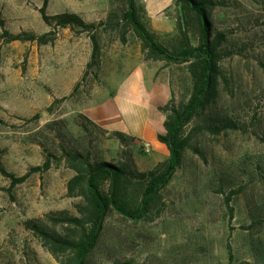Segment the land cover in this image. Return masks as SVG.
Returning a JSON list of instances; mask_svg holds the SVG:
<instances>
[{"label":"rangeland","instance_id":"rangeland-1","mask_svg":"<svg viewBox=\"0 0 264 264\" xmlns=\"http://www.w3.org/2000/svg\"><path fill=\"white\" fill-rule=\"evenodd\" d=\"M45 1L0 0V36L4 29L54 32L47 44L0 43V163L20 176L53 156L49 169L14 187L0 171V264H61L27 224L36 221L62 232L52 217L79 215L82 200L68 195L67 183L75 172L61 159L62 146L90 150L93 159L140 172L150 170L170 156L158 139L166 132L160 107L172 97V88L179 103L193 91L189 64L145 60L133 31L126 43L114 30L102 33L100 65L89 68V34L49 26L40 12ZM216 1L209 13L211 29L226 36L220 47L219 96L187 126L191 146L162 191L155 219L134 223L111 211L89 264H264V0ZM137 3L149 30L169 49L182 46L179 24L193 45L200 44L203 23L190 7L178 0ZM124 8V0H47L49 15L71 12L90 23ZM139 82L145 101L132 98ZM76 85L78 92L72 95ZM161 86L170 87L171 94L157 108L160 130L153 142L128 133L124 121L104 126L86 114L93 107L109 112L117 101L126 123L134 127L148 115L147 98ZM114 132L130 139L123 143ZM130 180L127 199L136 206L144 183Z\"/></svg>","mask_w":264,"mask_h":264},{"label":"trees","instance_id":"trees-1","mask_svg":"<svg viewBox=\"0 0 264 264\" xmlns=\"http://www.w3.org/2000/svg\"><path fill=\"white\" fill-rule=\"evenodd\" d=\"M125 8L120 14L110 12L107 18L99 23L86 22L81 16L71 12L55 15L47 13V0L40 8L44 21L51 27H71L79 32H87L92 40L91 61L89 68L99 66L101 62L100 35L114 30L122 43L128 41V33L134 32L141 41L142 54L145 60L164 61L167 65L189 64L193 80V91L187 102H177L174 89L172 97L161 106L166 119L165 133L158 134L160 142L167 145L170 156L168 160L159 163L156 167L140 172L127 164H117L108 160L93 159L92 152L79 149H69L62 146L61 159L66 167L75 174L67 183L68 195L80 197L77 205L79 215L52 217L55 224L62 226V232L52 231L36 221L28 222L27 226L43 245L54 255L61 264H89V257L101 238L105 221L111 211L134 223L152 221L160 212L162 191L169 185L177 170L181 167L184 154L191 146V135L186 133L187 126L201 116L214 103L220 92L222 80L221 46L226 39L223 32L213 33L209 13L216 7V0H178L182 7H190L200 17L203 23L202 39L199 45H193L187 33L182 32V46L171 50L162 44L143 21L137 0H124ZM3 26V22L0 21ZM54 32L42 35L21 32L12 33L4 29L0 36V43L14 41H35L38 44H47L53 39ZM76 85L72 95L78 92ZM37 117V115H35ZM90 124L94 122L81 114ZM86 129L88 125L82 124ZM209 129L216 131L217 126L209 123ZM222 127H218V131ZM89 131V130H86ZM123 143L128 136L122 132H114ZM195 151L200 153L198 148ZM48 156L42 165L33 166L28 172L17 176L8 172L0 163V171L11 180V186L25 182L33 173L43 172L52 165ZM130 179L144 183L142 199L138 205H133L127 199L128 183ZM229 201V200H228ZM117 264H135L133 261H124Z\"/></svg>","mask_w":264,"mask_h":264},{"label":"crops","instance_id":"crops-1","mask_svg":"<svg viewBox=\"0 0 264 264\" xmlns=\"http://www.w3.org/2000/svg\"><path fill=\"white\" fill-rule=\"evenodd\" d=\"M141 83H138V90L140 88ZM137 90V89H136ZM142 91L139 90L137 92L132 93V98L134 97L135 100L142 99L145 101ZM170 87L167 88L165 86H161L160 89L156 90L154 94H152L151 97L148 99V105L151 106V109L148 113V115L145 118H141L139 122L133 127L130 126L128 123H126L125 119L122 116V111H120L117 106V101H115L112 105V108H110L109 112H105L104 110L93 107L86 111V114L97 124L101 125H112L117 126L119 125L120 121H124V125L126 127V131L133 136L137 137L138 139L142 140H149L153 142V134L159 133L160 130V114L157 111V108L163 104L169 99L170 97ZM138 96V97H136ZM121 116V117H120ZM120 118V120H119ZM150 144V142H147L146 144ZM157 147L160 149V146L156 144Z\"/></svg>","mask_w":264,"mask_h":264},{"label":"built area","instance_id":"built-area-1","mask_svg":"<svg viewBox=\"0 0 264 264\" xmlns=\"http://www.w3.org/2000/svg\"><path fill=\"white\" fill-rule=\"evenodd\" d=\"M150 144L148 143V144H145V149L147 150V151H149L150 150Z\"/></svg>","mask_w":264,"mask_h":264}]
</instances>
